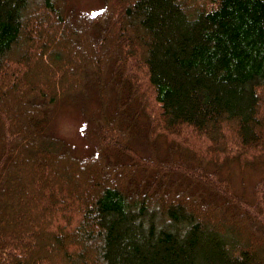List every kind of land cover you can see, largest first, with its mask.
<instances>
[{
  "label": "trees",
  "instance_id": "obj_1",
  "mask_svg": "<svg viewBox=\"0 0 264 264\" xmlns=\"http://www.w3.org/2000/svg\"><path fill=\"white\" fill-rule=\"evenodd\" d=\"M103 1L0 0V264H263L264 178L223 171L264 163V0ZM90 96L80 157L49 124Z\"/></svg>",
  "mask_w": 264,
  "mask_h": 264
},
{
  "label": "rangeland",
  "instance_id": "obj_2",
  "mask_svg": "<svg viewBox=\"0 0 264 264\" xmlns=\"http://www.w3.org/2000/svg\"><path fill=\"white\" fill-rule=\"evenodd\" d=\"M65 1L66 4L64 8V14L66 16H71V17H77L79 16V14L90 13L95 10H99L100 8H102L104 3L103 0H65ZM96 107H97L96 98L94 96H90L89 98L81 97L76 99L75 101L65 100L63 102H60L56 106L55 111L53 110L54 113L49 124L50 131L54 132V134H56L57 136L67 139L69 146L70 147L72 146L74 148L71 149L74 150L75 153L80 157H85L86 155H88L93 151V144H91L92 143L91 140H88V134L91 127L89 119L94 114ZM162 149H163V145H162ZM34 150L32 149L29 150L30 151L29 154L31 155L37 152ZM52 161H55V159H53ZM56 162L59 165L64 164L63 166H66L65 162L61 160H57ZM68 167H71L72 169V177L79 185H82V187L86 190L85 194H87V196L90 197L91 194L94 193L95 189L92 187V184L89 183L88 180L86 179L85 170L84 169L82 170L81 168L79 169V171H77L74 170L70 165ZM68 167H66V170H68ZM27 168L30 170V166H27ZM32 169L36 170V168L34 167ZM29 173H31V170ZM223 174L229 177L236 191L241 193L248 201H251L254 199L253 193H254L255 185L257 184L258 181L264 178V163L258 164L255 167H240L239 165L233 163L224 168ZM11 175H12L11 176L12 180L14 179L13 181L16 180V177L22 179L23 181L27 180L25 193L28 194V191L30 192L31 190L30 187L31 183L28 181L29 179H25L28 174L26 175V177L24 176V174L22 177V175L17 172H15V174L12 173ZM57 180L59 179L57 178ZM59 182L61 181L59 180ZM9 187H10V194L11 196H13V199L17 198V196L19 195L18 183L13 182V184L9 185ZM149 201L150 203L156 204L159 202V199L155 198V199H150ZM13 202L14 201L12 200L10 205L8 206V209L11 210V212L15 211ZM206 213L207 212L199 211L197 212L196 215L198 216V218L200 217L202 218V215ZM6 224L8 225V223ZM216 225L220 226L217 223V220H216ZM228 225L229 222H224V228H227ZM55 227L56 226L54 225L53 228ZM240 234H241L240 239L243 240V243H246L247 241L253 243L255 242L251 234H249L248 232L242 231ZM260 248L263 251L260 253V257L262 258L264 264V243Z\"/></svg>",
  "mask_w": 264,
  "mask_h": 264
}]
</instances>
